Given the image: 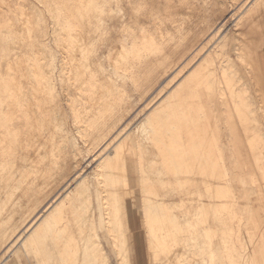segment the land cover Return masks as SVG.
Here are the masks:
<instances>
[{
	"label": "bare ground",
	"instance_id": "1",
	"mask_svg": "<svg viewBox=\"0 0 264 264\" xmlns=\"http://www.w3.org/2000/svg\"><path fill=\"white\" fill-rule=\"evenodd\" d=\"M44 1L54 3L51 25L44 24L50 32L43 26L27 39L31 48L16 54L12 26L28 28L32 15L20 0H0V264H23L30 255L47 264H92L77 234L103 236L113 226L121 264H131L128 203L138 209L136 194L151 264H260L253 248L261 237L247 231L259 220L238 196L247 184L233 183L239 179L226 154L232 169L235 154L264 169L256 115L264 108L256 43L264 0L247 7L239 0L232 35L220 34L217 51L205 48L220 31V0ZM21 25L27 36L31 29L26 34ZM144 99L140 122L123 124ZM216 100L230 108L221 110L224 143ZM83 153L94 162L89 173ZM263 178L251 191L264 193ZM168 208L183 214L181 237L165 219Z\"/></svg>",
	"mask_w": 264,
	"mask_h": 264
},
{
	"label": "rangeland",
	"instance_id": "2",
	"mask_svg": "<svg viewBox=\"0 0 264 264\" xmlns=\"http://www.w3.org/2000/svg\"><path fill=\"white\" fill-rule=\"evenodd\" d=\"M43 1V2H42ZM220 1H222L224 4H225V7H226V11H225V13H224V15L222 16V18H221V20H219L217 23H216V25H215V28H216V26L220 29V31H219V33H218V35H216V37H215V39L216 40H213V41H211V42H209L208 44V48L206 47L205 48V50H214V51H217V50H219V46L217 45L218 44V42L220 41L219 39H217V38H219V36H220V34L222 35V34H224V33H228V34H230V35H232L231 34V32H232V30H233V20L231 19V14H233L234 13V11L235 12H237V10L239 9V7L241 6V3L242 2H240L239 0L237 1H235V0H233V2H231V4H230V2H229V0H220ZM231 1V0H230ZM246 1H248V2H246ZM246 1H243V2H245V7H247V6H249L254 0H246ZM250 1V2H249ZM20 2L22 3V5H23V9H24V11H27V13L29 14V16H31L32 15V19H30L29 18V20H31V23L29 22V23H27V25L29 26L28 28L29 29H31L30 30V32L27 34V29L28 28H24V27H22V25L19 23V24H17V23H15L14 22V24L13 25H17V26H12V27H14V31H17V29L19 30L18 32H16V33H19L18 34V41L19 42H17V46H14V44H12L10 47H12V46H14L15 47V49L18 47V43H19V45H21V46H19V49L17 48L16 50V52H18V53H16V54H19V51L21 52V50H24V49H26V50H28V49H30L31 48V46L30 45H28L29 43H31V41L30 40H34V39H30L31 37L32 38H36L37 36H39V29H42L43 28V26H44V24H50L51 25V20H52V12H53V10H54V3H52V4H48L47 3V5H46V3H45V1L44 0H20ZM229 2V3H228ZM239 3H240V5H239ZM31 4V5H30ZM244 4V3H243ZM25 5V6H24ZM262 5H263V3H261V8H262ZM30 6V7H29ZM34 6V7H33ZM49 6H50V8H49ZM202 7H204V6H202ZM201 7V8H202ZM235 7H236V9H235ZM34 8V9H33ZM201 8H200V10H201ZM39 9V10H38ZM52 9V10H51ZM230 9V10H229ZM235 9V10H234ZM3 10H5V11H1V14H2V12H3V14L5 15L7 12V10H6V8H3ZM31 10V11H30ZM33 10L35 11V13L36 14H34L33 13ZM182 10V9H181ZM233 10V11H232ZM39 11V12H38ZM183 11H184V9H183ZM203 11V9L201 10V12ZM261 11H262V9H261ZM41 12H42V14H41ZM50 12V14H48ZM33 13V14H32ZM39 13V14H38ZM33 15H37V16H33ZM40 16V17H39ZM36 17L37 19H35L36 21H34V18ZM39 17V18H38ZM42 17H45V18H43L42 19ZM50 17V18H49ZM51 19V20H50ZM38 20V21H37ZM43 20V21H42ZM39 21H41V23L39 22ZM34 22H36V24L34 23ZM34 24V25H31V24ZM260 23L262 24V32L264 33V13H262L261 12V18H260ZM39 24L41 25V26H39ZM19 25V26H18ZM20 25H21V28H24V29H26V34H27V36L24 34L25 32H24V30L22 31L21 29H20ZM38 25V26H37ZM47 25V26H48ZM50 25H49V27H50ZM19 27V28H18ZM38 28V29H34V28ZM40 27V28H39ZM44 28L46 29V26H44ZM214 28V27H213ZM34 29V30H33ZM37 30V31H36ZM48 30V31H47ZM36 31V32H35ZM46 31L47 32H50L49 31V29L47 28L46 29ZM21 32H24V33H21ZM32 32H34V33H32ZM20 33L22 34V35H24V36H26V37H24V36H20ZM38 33V34H37ZM29 35V36H28ZM32 35V36H31ZM20 36V37H19ZM208 36V35H207ZM207 36H205V38L203 39V41L204 42H207L206 40H208V37ZM30 37V38H29ZM21 38H23L22 40H21ZM30 39V40H27V39ZM25 39L27 40V41H25ZM20 41L23 43V44H25V45H23L22 43H20ZM25 41V42H24ZM30 41V42H29ZM217 41V42H216ZM237 40L236 39H234V43H237L236 42ZM257 41H258V47H257V51H258V53H259V58H260V54L262 53V51L264 50V35H259L258 37H257ZM29 42V43H28ZM214 42V43H213ZM212 47H211V46ZM217 46H218V48H217ZM13 47V48H14ZM21 47V48H20ZM24 47V48H23ZM28 47H30V48H28ZM214 47L216 48V49H214ZM23 48V49H22ZM14 49V50H15ZM26 50H24V51H26ZM228 50V51H227ZM227 51V54H228V52H229V56H230V61H232L233 63H235V64H237V63H239V61L237 60V59H235V56H234V52L232 51V50H230L229 48H227L224 52H226ZM204 52V51H203ZM21 54H22V52H21ZM203 53H201L198 57H197V59H199V58H201V56H203L202 55ZM5 61H3V66L5 65V63H4ZM216 62H218L219 63V61H218V59L216 60ZM219 64H217L216 65V63H215V66H216V68L215 69H217ZM214 66V67H215ZM228 68H231V69H229L227 72L229 73L230 72V74H232L233 75V72H236V73H234V75L235 76H237V69L236 68H234L233 67V69H232V67H228ZM233 71V72H232ZM233 75V76H234ZM246 75H248V74H246ZM166 79V78H165ZM238 78H236V80H237ZM263 79V78H262ZM238 82V81H237ZM236 82V84H235V89L237 88H239V87H241V85H238V84H241L240 83V81L237 83ZM255 86L251 83V85H250V91H249V94H251L252 95V97H256V96H258L257 94H258V92L256 93V91H255ZM155 90V92H154V94L156 93V91H158L159 89H154ZM153 90V91H154ZM251 92V93H250ZM153 93H152V91H151V93H149V95H148V97L147 98H150V97H152L153 95H154ZM245 96H246V93H245ZM259 97V96H258ZM258 97H256L257 99H258ZM255 98V99H256ZM237 99V98H236ZM247 100V101H246ZM245 100V102H248V99H246ZM261 100V99H260ZM145 99L144 100H142L141 102L140 101H138L137 102V104L133 107V109H132V111L130 112V114H129V116L126 118V120L125 121H123V124H125V123H127V122H130V123H132L131 125L132 126H134V124H137V123H139L140 122V119H142V117H143V114H141L144 110H141L142 108H143V105L145 104ZM141 103V104H140ZM222 103V102H221ZM220 103V101H218V100H216V102H215V106L217 107L216 109H218V110H220L219 111V115H220V117H221V119L222 118H224V115H223V113H222V111L221 110H223L224 108H227V112L229 111V107L228 106H226V104L228 105V103L227 102H224V103H222L221 104ZM253 103V102H252ZM255 106H258V104L256 103L255 104ZM219 107V108H218ZM263 107V106H262ZM142 112H141V111ZM256 110H258V111H256V115H257V117L259 118V127H260V129L263 131V133H264V108H261L260 110L259 109H256ZM262 110V111H261ZM141 112V113H140ZM260 112V113H259ZM138 113H140V114H138ZM232 114L233 115H229L228 116V119L229 120H233L235 117H236V114L237 113H235L234 114V112H232ZM137 115V116H136ZM133 117V118H132ZM135 117V118H134ZM138 121V122H137ZM220 136H221V140H222V143H224L225 142V140H226V138L229 136V132H228V130H227V127L228 126H226L225 125V123H224V121H223V119L221 120V122H220ZM264 134H263V137H262V141H261V144H260V146H264ZM111 151H112V149H110ZM108 151V152H111V151ZM236 153V152H235ZM238 154H235L234 155V157H235V160H236V162H239V166L237 165V163H235V168L236 169H232V167H231V163H229L230 162V157H229V154H226V157H227V165H228V167L230 166V169L229 170H233V171H230V174L232 175L233 174V172L234 171H237L236 172V175H237V178L239 179L238 181H233V183H235V184H237L238 183V185H239V183H243L244 181L246 182V184L247 185H245V186H243V187H237V193H238V196L240 197L241 195H242V198L246 201V205L248 206V205H250L249 207H252L251 208V211H250V214H252L251 216H256L257 217V221H258V209H257V205L258 204H260V205H262L263 204V208H262V210L264 209V193H262V194H258L257 192H254V191H251V189H255L254 187L252 188V185H254L255 187L256 186H258L259 184V180L257 179L259 176H263L264 175V169H263V171H261V169L260 168H258L259 169V171L258 170H255V168L253 167L252 168V166H253V164L252 165H248L249 163V161L246 159L245 160V158H246V156H244L243 154L241 155H238ZM134 156V155H133ZM85 157H86V159H85ZM89 157V158H88ZM242 157V158H241ZM134 158H135V156H134ZM242 159H244V160H242ZM85 160V161H84ZM88 160V161H87ZM134 160V159H133ZM83 162H87V164L85 163V165H87L86 167H87V173H89L90 171L89 170H91V168L94 166L93 164H94V162L92 161V159H91V156L90 155H87L86 153H83ZM242 163V164H241ZM89 164V165H88ZM202 165H203V167H207V168H209L208 167V165L206 164V165H204L203 163H202ZM250 166V167H249ZM130 167H131V169H132V173L134 172H136L135 171V165H134V161H131L130 162ZM237 167H239V169L237 168ZM89 168V169H88ZM241 168V169H240ZM247 168V169H246ZM249 169H251L250 171H249ZM209 170H211V169H209ZM241 171V172H240ZM247 172V173H246ZM249 172H251V173H249ZM251 174V175H250ZM249 175H250V178L251 177H254V178H252L251 180H248L249 179ZM257 176V177H256ZM244 177H245V179H244ZM241 178V179H240ZM244 181H243V180ZM264 179V178H263ZM243 182H242V181ZM256 180V181H255ZM249 187V188H248ZM241 188H243V189H241ZM247 190H245V189ZM249 189H250V191H249ZM135 191V190H134ZM137 191V190H136ZM244 191H246L245 193H244ZM255 195H254V194ZM258 195H260V196H258ZM129 197V199L132 201V195H128ZM246 196V197H245ZM260 197V198H259ZM181 200H179L178 198H168V203H170V202H180ZM135 202H136V204H137V208L138 209H136L137 210V212H136V210H135V208H133V206H132V204L130 203H128V213H129V217H130V220H133V222H134V227H132V230L130 231V232H128V234H127V248H128V252H129V257H130V260H131V264H132V261L134 260V255H135V253H136V251L138 250L139 251V253H140V255L142 256V259L144 260V261H146V264H151V263H153V261L152 260H148V257L150 256V251H149V249L147 248L148 247V245H147V241H146V236H145V231H144V220H143V214L141 213V211H140V208L138 207L140 204H141V199H140V197H138V195L136 194V197H135ZM183 202V201H182ZM155 203V202H154ZM196 203H197V206H198V201H196ZM52 204V203H51ZM156 204V203H155ZM131 205V206H130ZM253 211V212H252ZM255 213V214H254ZM244 214H246V213H244ZM183 214H181V213H179V211H178V209L176 208V209H167V211H166V217H165V219H167L168 221H169V223L171 224V225H173V226H176L177 228H180V227H178L179 226V224H180V221L182 220V218H180V216H182ZM135 218V219H134ZM259 223V222H258ZM180 226H181V224H180ZM250 226V225H249ZM131 229V228H130ZM126 231H128V229H126ZM107 235V236H106ZM106 235L104 234L103 236L101 235V234H96V235H94V234H92L91 232H89V231H83V232H81V233H78L77 234V236H78V238H79V240H82V241H85V242H87V244L88 245H84V246H81L80 248H82V253H83V255H85L90 261H91V263L92 264H121V262H122V258H123V256H122V253H121V251H120V247L119 246H115L114 244H112V242H113V239L114 238H116V237H118V233H117V230H116V228H115V226H113V228H112V230L110 231V233L109 234H107L106 233ZM181 235H182V230H181V228L180 229H178V236H180L181 237ZM129 238V239H128ZM101 240L102 241V243H101V245H97V240ZM115 240H118V239H115ZM81 241V242H82ZM94 241H96V242H94ZM18 247H19V245H18ZM149 255V256H148ZM14 256V255H13ZM106 256H107V260H106ZM12 256L10 255L9 256V259H12L11 258ZM29 258H31L32 260H30V261H28V260H26L25 258L23 259V264H47V262L44 260V263L42 262V261H39V260H35L34 259V257L33 256H29ZM149 258H151V257H149ZM257 260H258V258L257 257H255ZM263 258V257H262ZM15 260V258H13V261ZM148 261H150V262H148ZM262 262H263V260H261ZM59 262H56V264H58ZM4 264H10L9 263V261L8 262H5ZM59 264H61V263H59Z\"/></svg>",
	"mask_w": 264,
	"mask_h": 264
},
{
	"label": "crops",
	"instance_id": "3",
	"mask_svg": "<svg viewBox=\"0 0 264 264\" xmlns=\"http://www.w3.org/2000/svg\"><path fill=\"white\" fill-rule=\"evenodd\" d=\"M263 7H264V3L262 5V11H261L262 13H264ZM260 18H261V14H260ZM261 27H263L262 24H261ZM261 31H263V30H261ZM262 35H264L263 32H262L261 36ZM256 43H257V47H258V41H256ZM260 68H261V74H262V78H263L262 80H263V85H264V50L260 54ZM257 206H258L257 209L259 210L258 211V215H259L258 216V220H259L258 226L259 227H252V226H249V224H248V227H247V225H246V227H247V231L255 233V234H259V236L261 237L260 240L256 241V244L253 248V253H254L253 255H254V257H256V255H257V257L260 260L259 263L264 264V263H262V261L260 259L261 257L264 258V209L262 210L263 204L262 205L258 204ZM244 230H245V228H244ZM132 264H146V261H144L142 259V256L140 255L138 250L136 251V253L134 255V260L132 261ZM242 264H247V263L245 261H243Z\"/></svg>",
	"mask_w": 264,
	"mask_h": 264
}]
</instances>
